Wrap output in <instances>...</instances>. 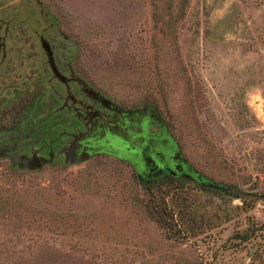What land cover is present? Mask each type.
I'll return each instance as SVG.
<instances>
[{
    "label": "rangeland",
    "instance_id": "rangeland-1",
    "mask_svg": "<svg viewBox=\"0 0 264 264\" xmlns=\"http://www.w3.org/2000/svg\"><path fill=\"white\" fill-rule=\"evenodd\" d=\"M0 20V91L13 92L0 127L24 96L29 109L48 96L35 83L45 56L30 22H53L80 40L79 62L115 101L161 114L190 167L264 194V0H0ZM159 133L146 144L166 149ZM145 140L132 139L137 154L119 150L141 170L157 162ZM167 180L144 185L104 153L38 168L0 157V264H264L263 198ZM161 190L182 216L179 238L150 211Z\"/></svg>",
    "mask_w": 264,
    "mask_h": 264
},
{
    "label": "flooded vegetation",
    "instance_id": "flooded-vegetation-1",
    "mask_svg": "<svg viewBox=\"0 0 264 264\" xmlns=\"http://www.w3.org/2000/svg\"><path fill=\"white\" fill-rule=\"evenodd\" d=\"M30 25L45 56L41 64L43 74L37 77L35 83L47 85L49 94L46 97L38 93L32 104L34 107L30 109L26 96L22 102H15L13 107H16V112L4 122H10L11 125L0 127V157L6 158L13 166L38 168L49 162L73 163L95 153H104L131 165L140 179L135 162L119 150L123 149L129 155L137 154L138 145L132 139L146 138V144L148 137L156 136L159 132L164 141L166 137L173 139L166 120L151 106L124 107L91 80L87 74L88 65L82 66L78 60L82 48L78 38L64 33L58 36L53 22L42 27L32 22ZM2 26L4 34L8 26L0 20V29ZM6 57L5 36L0 34L2 70L6 69L3 67L7 63ZM9 85L11 88H21L17 83ZM3 88L0 91L1 114H5L4 104L13 95V92L10 96L5 94ZM155 126L160 131H144L145 127ZM144 132L146 137L141 136ZM144 147L146 152L157 157V162L147 167L149 174L179 176L190 169L197 181V176H202L194 168L191 169L177 152L175 155H172L173 152L170 154V159L174 158L172 163L163 147L150 142ZM149 174H146L148 182L153 178Z\"/></svg>",
    "mask_w": 264,
    "mask_h": 264
},
{
    "label": "trees",
    "instance_id": "trees-1",
    "mask_svg": "<svg viewBox=\"0 0 264 264\" xmlns=\"http://www.w3.org/2000/svg\"><path fill=\"white\" fill-rule=\"evenodd\" d=\"M163 138L164 137L161 136L160 141L162 143H165V145H166L165 147L167 150L172 151L173 150L172 148L175 145V147L177 148V153L180 156H182L181 153L179 152L178 142L175 140L174 137L172 139L173 144H170L168 142L163 141ZM136 166L140 172V175H139L140 179L139 180L144 185H148L150 182L153 183V181L155 182V180H157L159 177H161L163 179L166 177V179H168L169 181L170 180H179V181L192 180V181H195L203 189L215 190V191H218L220 193H225V194L231 195V196L236 197V198H242L243 201H245L246 195H252L253 199H258V198L264 199V194L249 192V191H246V190L239 188V187H236V186H235V188H233L232 185H223V184L219 183L220 185L226 187L225 190H220L218 188L210 187L208 185V183L212 182V180L209 177L205 176L204 174L200 173L195 168L193 170H195L196 172H198L202 175L201 177L197 176L199 181L194 179L192 173L190 172V169H189V171H185L186 175L184 173L180 174L179 176H173L172 174L162 175V174H158V173H156V174L154 173V175H153L152 173L149 174L147 168H145L144 170H141L140 166H138V165H136ZM190 168L192 169L193 167L191 166ZM146 174L147 175L149 174V176L153 177L150 182H148V180L146 179L147 178ZM187 175H189V176H187ZM168 196L171 197L172 199H174L173 194L171 195L169 192L161 190V194H159V196H157V198L154 199L155 201L149 202V208H150V211H151L155 221L164 229V231L167 233V235L179 238L182 236V232H181V229L177 226L176 222H179V220L181 222H183L182 216H178V218H177V216H174L175 215V209L168 206V200H167ZM175 202H177L176 199H175ZM177 213H179V211H176V214ZM175 219H176V221H174Z\"/></svg>",
    "mask_w": 264,
    "mask_h": 264
},
{
    "label": "water",
    "instance_id": "water-1",
    "mask_svg": "<svg viewBox=\"0 0 264 264\" xmlns=\"http://www.w3.org/2000/svg\"><path fill=\"white\" fill-rule=\"evenodd\" d=\"M41 41H42L43 45L46 46V44H45L46 41L43 38H42ZM208 185L210 187H215V188H218V189H221V190H225L226 189V187H224V186H222V185H220L218 183H215V182H210V183H208Z\"/></svg>",
    "mask_w": 264,
    "mask_h": 264
}]
</instances>
